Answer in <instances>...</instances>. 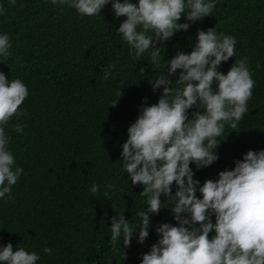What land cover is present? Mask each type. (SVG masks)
Listing matches in <instances>:
<instances>
[{"label":"trees","instance_id":"trees-1","mask_svg":"<svg viewBox=\"0 0 264 264\" xmlns=\"http://www.w3.org/2000/svg\"><path fill=\"white\" fill-rule=\"evenodd\" d=\"M215 4L211 16L187 32H177L165 45V59L181 50L190 53L197 30L215 27L217 34L236 39L235 56L219 70L226 74L235 60L246 57L255 82L237 128L225 126L220 139H227L217 149L219 159L200 170L191 165L201 185L234 168V161L249 150L264 149V0ZM0 6V35L8 34L11 44V55H0V71L28 89L18 113L0 125L11 138L7 150L14 157L13 171L23 169L12 186L14 199L8 200V194L0 198V246L11 242L14 250L36 252L37 264H141L142 255L158 240L156 226L176 223L170 209L152 215L149 238L139 244L134 237L125 249L126 260L122 247L113 252L110 227L112 217L121 213L137 226V213L146 207L147 197L140 196L143 186L131 184L120 158L143 99L147 97L148 104L159 99L149 79L160 67L149 64L147 54L140 61L130 55L116 29L125 17H115L111 2L91 17L66 6L61 11L51 0H16L14 5L0 0ZM181 22L187 21L182 17ZM109 65L115 67L104 80ZM141 67L145 71L140 72ZM118 92L123 93L120 99ZM16 124L23 132L14 131ZM93 184L99 185L96 194L91 192ZM108 184L114 189H106ZM165 199L161 206L170 207Z\"/></svg>","mask_w":264,"mask_h":264},{"label":"clouds","instance_id":"clouds-1","mask_svg":"<svg viewBox=\"0 0 264 264\" xmlns=\"http://www.w3.org/2000/svg\"><path fill=\"white\" fill-rule=\"evenodd\" d=\"M10 2L14 5L16 0ZM110 2L115 17H125L116 29L129 45L130 55L140 61L147 54L149 64L160 67L149 79L159 99L154 104L143 99L120 158L131 184L143 186L140 196L147 197L146 207L137 213L140 219L135 227L124 213L112 217L113 252L122 247L126 260L125 249L133 238L144 244L152 215L168 208L176 223L156 226L158 240L142 255L141 264H264V149L249 150L234 161V168L202 185L191 167L194 163L200 170L216 162L217 149L227 139H220L225 126L235 130L248 111L255 82L247 58L235 60L226 74L220 71L222 62L235 56L236 39L217 34L214 27L197 30L190 53L181 50L165 59L166 43L177 32H187L192 24L211 16L215 0H51L61 11L66 6L88 17L101 13ZM182 17L187 22H181ZM10 47L8 34L0 35V55L5 59L11 55ZM162 60L167 63L161 65ZM114 67L108 66L104 80L111 78ZM143 71L145 67L140 68ZM173 76L178 78L173 81ZM117 95L120 99L123 93ZM27 96L20 79L10 82L0 71V125L9 123ZM14 131L23 132V126L16 124ZM10 139L0 126V198L8 194V200L14 199L12 186L23 172L22 168L13 171L14 157L7 150ZM114 187L106 185L108 190ZM91 192L98 193L99 185L93 184ZM104 197L111 200L109 191ZM162 197L170 207L161 206ZM44 252L51 255L52 250ZM39 259L36 252L23 247L14 250L11 242L0 246L3 264H37Z\"/></svg>","mask_w":264,"mask_h":264}]
</instances>
